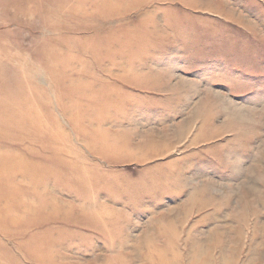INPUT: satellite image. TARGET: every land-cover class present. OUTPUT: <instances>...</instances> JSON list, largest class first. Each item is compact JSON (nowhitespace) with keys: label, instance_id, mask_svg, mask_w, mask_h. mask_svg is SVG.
I'll return each instance as SVG.
<instances>
[{"label":"rangeland","instance_id":"obj_1","mask_svg":"<svg viewBox=\"0 0 264 264\" xmlns=\"http://www.w3.org/2000/svg\"><path fill=\"white\" fill-rule=\"evenodd\" d=\"M0 264H264V0H0Z\"/></svg>","mask_w":264,"mask_h":264}]
</instances>
